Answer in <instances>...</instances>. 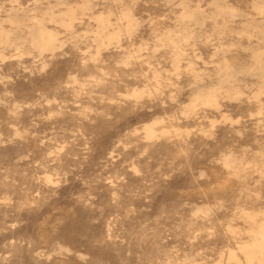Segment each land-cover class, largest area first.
<instances>
[{
  "label": "rangeland",
  "instance_id": "1",
  "mask_svg": "<svg viewBox=\"0 0 264 264\" xmlns=\"http://www.w3.org/2000/svg\"><path fill=\"white\" fill-rule=\"evenodd\" d=\"M0 264H264V0H0Z\"/></svg>",
  "mask_w": 264,
  "mask_h": 264
}]
</instances>
